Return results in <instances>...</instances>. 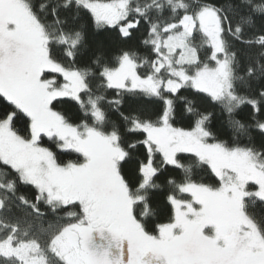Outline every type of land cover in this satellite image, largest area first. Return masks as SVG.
<instances>
[{"label": "snow or ice", "instance_id": "obj_1", "mask_svg": "<svg viewBox=\"0 0 264 264\" xmlns=\"http://www.w3.org/2000/svg\"><path fill=\"white\" fill-rule=\"evenodd\" d=\"M0 264H264V0H0Z\"/></svg>", "mask_w": 264, "mask_h": 264}, {"label": "trees", "instance_id": "obj_2", "mask_svg": "<svg viewBox=\"0 0 264 264\" xmlns=\"http://www.w3.org/2000/svg\"><path fill=\"white\" fill-rule=\"evenodd\" d=\"M108 37H109L108 33H100L98 35L93 36L92 39L93 40H107ZM217 111H219V110L217 109ZM224 138H227V137H224ZM77 158H78V156L75 153H61L60 154V159L64 160V161L75 160ZM49 219H51V217H49Z\"/></svg>", "mask_w": 264, "mask_h": 264}]
</instances>
